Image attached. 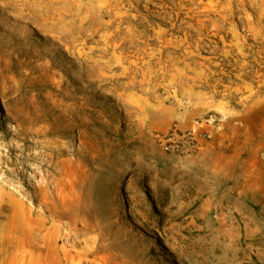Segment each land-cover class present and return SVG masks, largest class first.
<instances>
[{
	"label": "rangeland",
	"instance_id": "rangeland-1",
	"mask_svg": "<svg viewBox=\"0 0 264 264\" xmlns=\"http://www.w3.org/2000/svg\"><path fill=\"white\" fill-rule=\"evenodd\" d=\"M108 3L0 0V264H264V0Z\"/></svg>",
	"mask_w": 264,
	"mask_h": 264
},
{
	"label": "crops",
	"instance_id": "crops-1",
	"mask_svg": "<svg viewBox=\"0 0 264 264\" xmlns=\"http://www.w3.org/2000/svg\"><path fill=\"white\" fill-rule=\"evenodd\" d=\"M60 1L62 3V5L60 7H63V5H64V7H66V6L71 7L72 6V7H75V9L77 8L78 10L83 11L84 8L89 7V6H93V8L94 7L97 8L98 4H100L102 2L105 3V7L107 8L108 4H109L108 2L110 0H60ZM77 9H76L75 15L78 17V21L79 22L80 21H86V18H84V17H88V16H84V14H81L80 12H78ZM210 141H209V143H207V141H206L203 145L200 144L196 154H198L200 151H203L205 148H207L210 144ZM226 176H227V178L232 177L235 180H237L238 178H239V180H241L244 177V175L242 174V170H241L240 165L232 167L231 174H229V172H227ZM238 196H241V195L238 194ZM241 198H247V196H244V197L241 196Z\"/></svg>",
	"mask_w": 264,
	"mask_h": 264
},
{
	"label": "built area",
	"instance_id": "built-area-1",
	"mask_svg": "<svg viewBox=\"0 0 264 264\" xmlns=\"http://www.w3.org/2000/svg\"><path fill=\"white\" fill-rule=\"evenodd\" d=\"M169 138L178 136L179 138L184 139L191 148H194L197 145V142L201 139L207 137V133L205 131H196V130H180L177 127V124H173L168 132Z\"/></svg>",
	"mask_w": 264,
	"mask_h": 264
},
{
	"label": "trees",
	"instance_id": "trees-1",
	"mask_svg": "<svg viewBox=\"0 0 264 264\" xmlns=\"http://www.w3.org/2000/svg\"><path fill=\"white\" fill-rule=\"evenodd\" d=\"M249 43H251V45L253 44V42L251 40H249ZM254 46V45H253ZM256 47V46H255ZM250 48L253 50V48L250 46Z\"/></svg>",
	"mask_w": 264,
	"mask_h": 264
},
{
	"label": "bare ground",
	"instance_id": "bare-ground-1",
	"mask_svg": "<svg viewBox=\"0 0 264 264\" xmlns=\"http://www.w3.org/2000/svg\"><path fill=\"white\" fill-rule=\"evenodd\" d=\"M136 167H139V166H138V165H136V166H135V168H136Z\"/></svg>",
	"mask_w": 264,
	"mask_h": 264
}]
</instances>
